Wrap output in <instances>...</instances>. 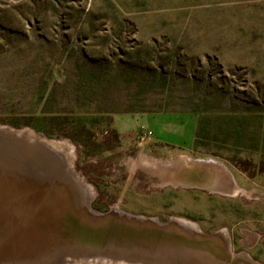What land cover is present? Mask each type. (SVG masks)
<instances>
[{"label":"rangeland","instance_id":"1","mask_svg":"<svg viewBox=\"0 0 264 264\" xmlns=\"http://www.w3.org/2000/svg\"><path fill=\"white\" fill-rule=\"evenodd\" d=\"M158 116L177 123L166 141L152 129ZM4 126L56 142L94 211L225 231L247 256L232 264H264V0H0ZM5 142L0 264H83L97 250L83 247L91 226L28 147L19 155ZM207 159L228 169L236 193L224 169L196 162ZM142 160L175 163L156 171Z\"/></svg>","mask_w":264,"mask_h":264},{"label":"bare ground","instance_id":"2","mask_svg":"<svg viewBox=\"0 0 264 264\" xmlns=\"http://www.w3.org/2000/svg\"><path fill=\"white\" fill-rule=\"evenodd\" d=\"M0 141H6L4 146L6 148L15 149V151H19L17 153L19 155H23L24 152H28L29 150H27V151H22V150L29 148L30 149L29 157H30V160L32 161V163L37 167L41 166V167H39L40 169L48 171L49 173H51V175H52L51 176L52 177L51 178V184H52L51 187H53L52 189L53 190L55 189L57 193H60V198L67 200L68 203L70 201V203L73 206L75 205L74 206L75 210L78 209L79 215H77L78 218L76 217V220L85 222L87 225H90L91 228L96 229L97 226H103V228H106L107 224L109 225L112 223L113 224L112 228H115V229H117L120 225H122L123 228L124 227H126V228L130 227L131 228V227L135 226V227L143 229V230L145 229L148 232H151L152 230L153 231H155V230L160 231L163 229L162 227L171 229V228H169V226H172V225H169L170 222L161 223V222L157 221L156 219H153L154 221H151L149 218H143V217H139V216H133V215L127 214L125 212H119L116 208H112V210L110 212L103 213V214L99 213L97 211H94L90 207L89 203H85V200H82V197L85 196V194H87V192L90 193L87 184L76 174V172L70 167V165L68 167L67 161L63 157L59 156V154H61V152H58L59 150L56 148V146H58V144L56 142H54L52 140H47V139H45L39 135H36L33 132L27 131V130H13V129H10V128L5 127V126L0 127ZM16 144H18V145H16ZM140 162H142V165L144 168H148L149 166H151V167H155L156 171H161V169L164 166H172L175 163V162H172L169 164L168 163H164V164L156 163L155 165H150V164L145 163L144 160H142ZM196 162H199L201 164H205V163L212 164L213 163V164L218 165L222 169H224L222 171H224L225 173H222V175L225 176L228 180V184H229L227 187L228 192L229 193H236L237 192V186L234 182L233 176L230 174L228 169L225 168V166L223 164L215 162L213 160H209V159H207V160H196ZM89 197H90L89 198V200H90L91 195H89ZM80 204L88 212L87 217H83V215L81 214ZM75 212L77 213V211H75ZM116 212H119L121 214L119 216H114V214ZM173 219H177V218H173ZM178 220L185 221V222L189 223V221H186L184 219H178ZM117 221L119 222L118 224H116ZM189 224L197 227L198 230H200L197 225H194L191 222ZM173 225L176 226L175 224H173ZM138 231H141V230H138ZM222 232H225V231H222ZM203 235L207 239H209L210 242L213 241L209 245V248H208L209 258H207V259H208L209 263L216 264L215 263L216 259H218V260L220 259V261L223 260L224 264H232V262L237 263L239 260L243 261L242 259L247 258L246 255H245V258H242V257H244V255L243 256H236L231 252L228 240H227V242L224 241L225 238L227 239L226 233H223L225 238L222 236V234L221 235H219V234L207 235V234L203 233ZM81 249H83V248H81ZM175 253H177V252H175ZM185 253H186V251H185ZM219 256H221V257H219ZM180 257H182V256H180ZM204 258H206V257H203V259ZM89 261H91L90 258H89ZM84 262H83V264H84ZM75 263L77 264V261ZM86 263H88V262H86Z\"/></svg>","mask_w":264,"mask_h":264},{"label":"water","instance_id":"3","mask_svg":"<svg viewBox=\"0 0 264 264\" xmlns=\"http://www.w3.org/2000/svg\"><path fill=\"white\" fill-rule=\"evenodd\" d=\"M189 223L171 219L169 224L172 225L169 226L171 229L162 227L160 231L152 230L150 232L153 233L152 235H149L145 229L146 232L136 231L137 234H131L125 229L115 231L113 228H108V224L99 234L93 232L95 230L91 228L87 233L89 237L84 234L86 239L83 240V247L87 244L86 248L95 247L99 252L96 250L97 252L92 255L89 252L84 258L88 263H94L96 261L89 262L87 258L94 257L99 264H200L198 263L199 257L209 258L208 248L213 241L210 242L201 230ZM223 233L225 232L218 231L214 234H222L224 237ZM227 240L225 238L224 241L227 242ZM98 242L102 245L99 248L97 247ZM174 249L187 250L192 257L188 260L179 259L180 257L175 259L172 254Z\"/></svg>","mask_w":264,"mask_h":264},{"label":"crops","instance_id":"4","mask_svg":"<svg viewBox=\"0 0 264 264\" xmlns=\"http://www.w3.org/2000/svg\"><path fill=\"white\" fill-rule=\"evenodd\" d=\"M176 120L174 118H172L171 116H158L157 120L153 122V132L156 133V136L159 139L165 140L168 138L167 134L169 129H172L174 125H176L177 123L175 122ZM189 127L192 129L191 125H189ZM194 130V129H193ZM193 130L192 132L188 131L187 132V138L182 137V134L184 132H182L181 135H178V141L179 143L183 142L185 140L186 143H190V137H192L193 140Z\"/></svg>","mask_w":264,"mask_h":264},{"label":"trees","instance_id":"5","mask_svg":"<svg viewBox=\"0 0 264 264\" xmlns=\"http://www.w3.org/2000/svg\"><path fill=\"white\" fill-rule=\"evenodd\" d=\"M110 134H111L112 136H114L115 138L118 137L117 132H116L115 130L110 131ZM262 171H263V168H262Z\"/></svg>","mask_w":264,"mask_h":264},{"label":"built area","instance_id":"6","mask_svg":"<svg viewBox=\"0 0 264 264\" xmlns=\"http://www.w3.org/2000/svg\"><path fill=\"white\" fill-rule=\"evenodd\" d=\"M147 135H149V136H150V135H151V133H150V132H148V134H147Z\"/></svg>","mask_w":264,"mask_h":264}]
</instances>
